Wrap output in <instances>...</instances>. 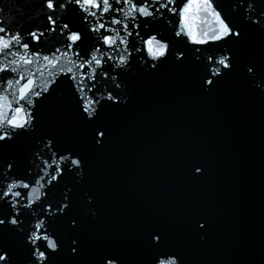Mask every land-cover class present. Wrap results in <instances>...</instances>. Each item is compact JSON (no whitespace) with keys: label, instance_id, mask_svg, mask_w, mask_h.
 Returning <instances> with one entry per match:
<instances>
[{"label":"water","instance_id":"95a60500","mask_svg":"<svg viewBox=\"0 0 264 264\" xmlns=\"http://www.w3.org/2000/svg\"><path fill=\"white\" fill-rule=\"evenodd\" d=\"M38 7V0L30 11L19 0H0V19L37 16ZM73 23L79 27L75 17ZM157 31L171 38L165 26ZM234 52L237 70L207 91L203 57L199 64L169 60L155 72L137 67L138 59L126 77L125 103L100 113L108 138L99 149L91 144L95 125L78 119L67 95L39 107L40 133L84 161L73 214L86 255L73 261L62 254L54 264H90L97 251L115 253L122 264H150L152 231L163 233L180 264H264V94L239 70L253 61L264 66V37L249 32ZM195 166L203 174H194ZM65 182L74 184L72 177ZM55 231L64 235L66 224ZM3 240L22 261L18 238Z\"/></svg>","mask_w":264,"mask_h":264},{"label":"snow or ice","instance_id":"6c2138e0","mask_svg":"<svg viewBox=\"0 0 264 264\" xmlns=\"http://www.w3.org/2000/svg\"><path fill=\"white\" fill-rule=\"evenodd\" d=\"M19 2L30 11L36 0ZM38 4L40 15L0 19V264H54L62 254L73 261L86 255L81 222L73 214L74 185L79 183L75 178H83V157L40 133L41 105L54 95H67L78 119L95 125L91 144L99 149L108 138L107 128L97 123L100 113L125 103L126 77L138 59L137 67L155 72L169 60L199 64L203 57L201 87L207 91L237 70L234 46L242 44L249 32L264 37V0H38ZM157 26H165L171 38ZM239 70L254 90L264 94V66L253 61ZM18 149L19 154L13 151ZM194 174H203V169L195 166ZM66 177L74 184L66 183ZM82 195L92 203L90 193ZM61 222L67 226L64 235L55 231ZM198 228L205 231L206 224L198 222ZM5 234L18 238L24 249L22 261L4 242ZM147 248L150 264H180V256L168 249L159 231L148 233ZM90 264L122 262L115 253L97 251Z\"/></svg>","mask_w":264,"mask_h":264}]
</instances>
